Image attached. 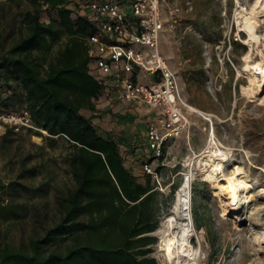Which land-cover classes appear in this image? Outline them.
I'll return each mask as SVG.
<instances>
[{
  "label": "rangeland",
  "instance_id": "rangeland-1",
  "mask_svg": "<svg viewBox=\"0 0 264 264\" xmlns=\"http://www.w3.org/2000/svg\"><path fill=\"white\" fill-rule=\"evenodd\" d=\"M255 2L257 7L264 4L262 0H161L162 16L167 22L160 50L176 75L183 101L207 114L212 122L188 109V129L168 141L163 160L151 161L153 168L159 165L160 172L158 218L161 221L171 210L176 190L172 198L170 190L180 186L191 169L187 160L204 149L212 131L217 145L231 152V161L224 164L225 174L229 175L232 164L238 162L244 178L254 184L244 192L250 200L241 211L224 215L212 185L201 180L198 170L193 169L191 210L200 228L195 227L189 241L198 253L197 264H254L255 260L264 264V194L260 192L264 188V84L252 94L247 74L241 70L247 52L251 63L259 61L260 52H264V16L252 11ZM175 6L180 10L178 21L171 23L169 10ZM28 8L25 2L20 6L0 5V56L20 37L22 16ZM242 14L254 25L255 43L240 30ZM48 16L46 10L42 11L41 20ZM60 46L55 45L53 52ZM121 103L114 100L111 107L108 95L100 97L96 105L101 110L94 122L104 130L125 129L130 134L134 129L143 131L150 111L131 107L127 111L133 117L127 120ZM8 104L7 108L20 109L18 104ZM44 136L46 133L40 130H31L4 139L0 180L3 184L18 181L24 185L18 199L26 204L27 213L24 218L0 223V241L19 244L30 236H41L58 218L57 196L73 185L66 163L70 146L62 139L50 145ZM154 237L157 240L150 256L162 264L157 234Z\"/></svg>",
  "mask_w": 264,
  "mask_h": 264
},
{
  "label": "trees",
  "instance_id": "trees-1",
  "mask_svg": "<svg viewBox=\"0 0 264 264\" xmlns=\"http://www.w3.org/2000/svg\"><path fill=\"white\" fill-rule=\"evenodd\" d=\"M87 1L0 0V5L29 6L20 37L0 56V106L10 109V102L27 109L34 126L46 132V142L62 139L70 146L66 163L73 181L57 196L58 218L41 236L19 244L0 241V264H157L150 256L157 239L149 233L160 223V195L142 167L152 161L146 122L143 131L131 134L94 122L101 110L96 101L108 95L112 107L114 100L88 70L84 39L95 26L88 13H81ZM45 10L49 16L42 21ZM121 105L127 120L133 117L127 109L139 108ZM21 187L18 181L0 180V223L26 216V204L18 199ZM193 221L200 228L194 216Z\"/></svg>",
  "mask_w": 264,
  "mask_h": 264
},
{
  "label": "built area",
  "instance_id": "built-area-1",
  "mask_svg": "<svg viewBox=\"0 0 264 264\" xmlns=\"http://www.w3.org/2000/svg\"><path fill=\"white\" fill-rule=\"evenodd\" d=\"M82 4L81 13H88L95 26L84 39L90 74L113 100L150 111L146 114L150 116L146 148L152 160H163L168 141L188 129L190 121L189 106L181 98L176 75L160 50L167 22L161 0H90ZM179 11L177 6L169 10L171 23L178 21ZM31 130L46 133L34 126L27 109L0 106V166L4 139ZM142 167L157 186L161 185L160 172L151 162H144Z\"/></svg>",
  "mask_w": 264,
  "mask_h": 264
},
{
  "label": "bare ground",
  "instance_id": "bare-ground-1",
  "mask_svg": "<svg viewBox=\"0 0 264 264\" xmlns=\"http://www.w3.org/2000/svg\"><path fill=\"white\" fill-rule=\"evenodd\" d=\"M257 5L258 2H255L251 6L252 11L254 10L255 14L259 17L264 16V4H261V7H257ZM248 11L246 12L248 13ZM239 18L243 19L244 14ZM241 19H239L238 23ZM245 19L246 18H244L243 21L244 23L241 22L243 24L239 23L240 30L245 32L249 42L255 43L257 40L253 32L254 25L249 21H245ZM262 53L260 52L261 59L259 58V61L251 63L248 60L250 58L249 52H247L241 67L242 72L247 74L249 85H252V88H248V90H251L252 94L257 90L260 91L261 85L264 84V54ZM254 87L256 89H254ZM188 106L189 110L200 114L207 121L212 122L211 118L207 117V114L194 106ZM228 161H231V152L217 145L213 131L207 135L204 149L200 153H196L194 156L189 157L187 160L186 165L191 167V169L189 168L190 171L185 175L182 183L176 189L175 201L171 210L164 215L157 230L154 231L158 236L157 246L160 248L158 253L161 257L162 264H197L198 253L189 241L195 231L191 210V184L195 178L193 172L194 168L198 170L200 179L210 183L214 188L215 194L221 199L223 206L222 213L224 215L239 213L247 199L250 200L247 195L244 196V192L253 188L254 184L244 178V175H242V167L238 162L232 164V171H229L230 174L226 175L224 164ZM260 192L264 194V188H262ZM243 198L244 201L242 200ZM256 239L259 240L258 238ZM254 264H258V262L255 260Z\"/></svg>",
  "mask_w": 264,
  "mask_h": 264
},
{
  "label": "water",
  "instance_id": "water-1",
  "mask_svg": "<svg viewBox=\"0 0 264 264\" xmlns=\"http://www.w3.org/2000/svg\"><path fill=\"white\" fill-rule=\"evenodd\" d=\"M149 235L155 236V233H154V231H153V232H151V233H149Z\"/></svg>",
  "mask_w": 264,
  "mask_h": 264
}]
</instances>
